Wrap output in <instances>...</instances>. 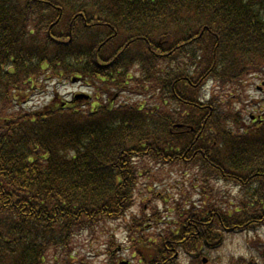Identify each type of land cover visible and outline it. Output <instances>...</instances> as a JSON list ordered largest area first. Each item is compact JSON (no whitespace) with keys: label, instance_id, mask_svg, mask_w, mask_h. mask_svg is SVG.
<instances>
[{"label":"trees","instance_id":"trees-1","mask_svg":"<svg viewBox=\"0 0 264 264\" xmlns=\"http://www.w3.org/2000/svg\"><path fill=\"white\" fill-rule=\"evenodd\" d=\"M73 78L88 98L40 101ZM256 79L264 0H0V264H99L75 250L98 232L101 264H202L263 226L264 115L241 96ZM165 166L193 173L178 197L150 177ZM155 194L164 212H132ZM253 254L236 264H264V241Z\"/></svg>","mask_w":264,"mask_h":264},{"label":"rangeland","instance_id":"rangeland-1","mask_svg":"<svg viewBox=\"0 0 264 264\" xmlns=\"http://www.w3.org/2000/svg\"><path fill=\"white\" fill-rule=\"evenodd\" d=\"M264 79H256L253 82H248L245 85V93H241V96L245 98V110L247 111L246 115L248 118L249 113H261L264 110V85L262 82ZM260 86L258 89L257 87ZM52 87L57 88L60 94L65 95L67 98L72 93H78V92H85V87L79 83H65L62 82H52L50 86H48L49 92H43L41 94V97L39 98L40 101L44 99V101L49 100L51 94H52ZM214 87V84H209L207 87V92L211 90V88ZM131 98L130 95L126 94L123 95L120 99H118L117 102H122L126 98ZM35 99H33L31 102H33ZM262 101V102H261ZM38 103V102H36ZM189 167H186L183 169L182 167H178V170L183 171L187 170ZM191 170H194L191 167ZM150 177H156V183L158 186H156L158 191L162 192V196L165 195H174V197H178V190L182 189V182L186 181L193 173H190L189 175H183L182 173L178 172L176 173L174 170L169 169L168 166H165L161 170H158L157 167L152 169V173ZM146 179H149V177H144ZM161 184H160V183ZM220 187L221 185H217ZM145 187H143V190ZM198 189V188H197ZM197 189H189L187 191H196ZM142 190V191H143ZM226 191V189H225ZM146 195V194H145ZM192 196H195L194 194ZM157 197V198H156ZM151 199V202L150 199ZM197 197H193V200H196ZM171 203V201H169ZM149 203L151 204L150 206ZM144 205L145 209L144 211L146 214L150 215L151 210L154 207H158L159 211L164 212L165 209H163L164 204L161 199V196L158 195L151 198L148 197L146 200L141 201L138 199L136 201V205L133 207L132 212L136 215L140 214L141 206ZM169 216H172L170 213L167 212ZM123 221H117L113 224H111V230L114 232V236L117 239V241L120 243L118 250V255L120 257H123L124 259H130V252H128L126 249L128 247V242L125 238V232L122 228ZM151 229H154L152 226ZM103 241L104 237L99 232L97 234H94L92 236L90 235H83L79 237L76 240L75 243V250L78 252L80 257H90L91 261H96L99 264L103 262V255L101 254L104 250L103 248ZM264 241V227H261L253 232H235L231 234H227L224 237V241L215 249H205L203 250L202 256L207 257L208 261L204 264H236L235 261L238 260L240 257L244 258H251L255 255L254 247L256 243ZM182 264H187V261L184 257L179 258Z\"/></svg>","mask_w":264,"mask_h":264},{"label":"water","instance_id":"water-1","mask_svg":"<svg viewBox=\"0 0 264 264\" xmlns=\"http://www.w3.org/2000/svg\"><path fill=\"white\" fill-rule=\"evenodd\" d=\"M76 80L75 79H73V82H75ZM78 97H79V95H78Z\"/></svg>","mask_w":264,"mask_h":264}]
</instances>
